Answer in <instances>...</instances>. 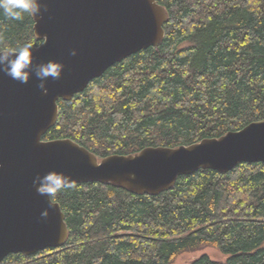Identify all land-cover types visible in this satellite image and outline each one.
<instances>
[{"label":"trees","instance_id":"obj_1","mask_svg":"<svg viewBox=\"0 0 264 264\" xmlns=\"http://www.w3.org/2000/svg\"><path fill=\"white\" fill-rule=\"evenodd\" d=\"M168 15L160 46L116 63L70 101L42 138L69 139L102 160L187 147L264 121V0H156ZM33 21L0 14V49L38 47ZM51 200L68 238L59 249L0 264H264V164L178 177L155 197L97 182Z\"/></svg>","mask_w":264,"mask_h":264},{"label":"water","instance_id":"obj_2","mask_svg":"<svg viewBox=\"0 0 264 264\" xmlns=\"http://www.w3.org/2000/svg\"><path fill=\"white\" fill-rule=\"evenodd\" d=\"M41 3L48 11L31 18L41 41L31 47L33 62L55 61L64 70L59 80L48 79L46 94L35 75L21 84L0 72V262L12 254L59 249L68 238L59 205L33 186L38 175L57 171L69 186L97 182L155 197L173 188L178 177L200 170L226 174L242 163L264 164V121L187 147L145 148L100 161L69 139L44 141L57 122V102L70 101L116 63L160 46L168 15L156 0Z\"/></svg>","mask_w":264,"mask_h":264},{"label":"clouds","instance_id":"obj_3","mask_svg":"<svg viewBox=\"0 0 264 264\" xmlns=\"http://www.w3.org/2000/svg\"><path fill=\"white\" fill-rule=\"evenodd\" d=\"M42 11L47 12L48 9L46 5H42L41 0H0V14L10 20H20L23 14L35 20L37 16L42 18ZM71 55L76 56L77 52L73 50ZM63 70L64 65L55 61L34 64L30 45L0 49V72L21 84H27L35 75L40 81L38 87L43 94L47 93L48 79L59 80ZM33 186L39 195L50 198L68 187L69 181L63 173L49 171L43 176L38 175ZM42 216L46 218L47 211Z\"/></svg>","mask_w":264,"mask_h":264},{"label":"rangeland","instance_id":"obj_4","mask_svg":"<svg viewBox=\"0 0 264 264\" xmlns=\"http://www.w3.org/2000/svg\"><path fill=\"white\" fill-rule=\"evenodd\" d=\"M202 255L207 256L211 260L219 262H223L228 258L226 255L221 254L213 248H205L197 252L182 254L172 264H189L191 261Z\"/></svg>","mask_w":264,"mask_h":264},{"label":"bare ground","instance_id":"obj_5","mask_svg":"<svg viewBox=\"0 0 264 264\" xmlns=\"http://www.w3.org/2000/svg\"><path fill=\"white\" fill-rule=\"evenodd\" d=\"M1 263V262H0Z\"/></svg>","mask_w":264,"mask_h":264}]
</instances>
